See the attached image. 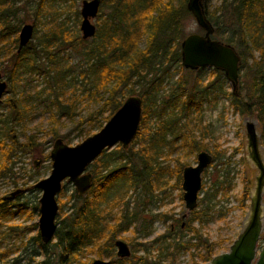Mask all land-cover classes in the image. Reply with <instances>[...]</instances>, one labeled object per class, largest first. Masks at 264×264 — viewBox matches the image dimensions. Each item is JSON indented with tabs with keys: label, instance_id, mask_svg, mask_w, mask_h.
<instances>
[{
	"label": "trees",
	"instance_id": "1",
	"mask_svg": "<svg viewBox=\"0 0 264 264\" xmlns=\"http://www.w3.org/2000/svg\"><path fill=\"white\" fill-rule=\"evenodd\" d=\"M0 1V57L6 59L9 65V70L7 67L2 70L11 82L8 87H11L15 74L22 71L42 76L47 80L53 94L62 90L67 84L63 79L64 73L61 76L60 69L55 66L43 70L38 64L42 57L46 56L48 61L52 62L57 52L68 49L80 51L79 54L82 55L77 79L82 88L80 93L84 94L81 98L87 101L86 106L93 103L96 108L81 117L80 113H77L74 91L64 108L57 106V112L58 116L65 115L73 121L77 118L74 129L84 134L85 138L90 136L93 130L99 131L126 98L138 95L142 102L139 129L130 143L131 147L139 145L136 154L142 162L141 169L136 170L133 165L128 153L132 148L126 150L129 146L123 149L121 145H116L115 149L105 150L89 166L93 168V181L88 191L83 195L76 192L68 199L72 202L68 207V214H62L63 208L59 210V215L63 217L59 216L55 243L52 246L58 254L55 255L52 251L50 253L49 246L41 243L39 235L35 238L43 251L44 261L41 264H90L92 260H84L88 254H94L99 259L115 258L112 264H149L145 257H136L137 250H141L140 246L133 247L129 259H117L113 242L121 232L129 231L137 219V214L129 211V203L125 199L129 191L141 185L145 194L155 198L157 202L162 201L157 192L165 188L162 181L165 172L176 176L174 186L180 189L182 170L189 166V162H181L182 157H177V165L173 169L160 166V158L166 160L176 151L181 153V156L193 157V160H196L199 152L208 151L212 156L209 168L218 173L217 167L223 166L225 173L217 175L211 186L202 183L203 197L198 203L204 208L192 211L188 218L186 216L176 220V225H169L167 234L155 239L152 244L157 245L156 249L160 255L165 256L173 255L178 249H199L202 250V254L198 253L201 262L209 263L214 255L215 244L209 243L203 238L199 228H193L191 225L194 222L201 225L208 219L213 205L211 203L219 190L224 185L229 186L226 170L232 156L225 157L226 150H221L216 145L214 149L209 150L203 143L208 132L207 127L200 128L197 135L190 125L193 121L195 124L201 123L205 105H213L218 96H222L234 114L257 120L260 126V144L264 147V0H223L213 13L204 9L214 28L213 34L222 36V43L235 50L240 58V66L247 67L249 72L245 87L230 92L226 90L227 80L223 73L212 68L195 70L198 77L190 89L181 75L176 81H172L174 74L183 71L180 44L184 39L182 22L190 15L186 9L188 0H100L96 17L100 16L102 7H108L110 12L102 23L95 26L96 32L91 39L83 40L78 29L70 32L72 30L63 24L58 29L59 41L56 33H44L38 37V26L34 24L32 40L19 53L16 50L20 26L11 22L16 12L5 0ZM223 10L230 11L235 22L227 32L219 33L216 27ZM40 11L43 12L41 5L37 9V15ZM74 14L77 19V10ZM141 38L144 41L142 46L139 42ZM6 39L10 42L8 47H5ZM36 39L38 43L34 45L33 40ZM53 44L55 49L51 51L49 48ZM66 70L68 73L70 68ZM203 72H208L204 74L207 77L202 76ZM75 76L71 79L72 86H76ZM52 103L57 105L54 100ZM9 106L10 115L13 114L16 124H19L22 121V106L18 101L15 104L9 103ZM86 126L89 129L84 133ZM11 136L6 133L4 137L10 145L6 144L4 139L0 140L1 176L6 174L16 151L25 147ZM57 137L59 135L54 131L52 138ZM167 145L175 147H170L168 154L163 156L162 149ZM209 168L204 170V178L213 175L208 172ZM118 187H122L120 192L117 191ZM247 200L248 190H244L242 208H245L244 203ZM115 209H119L118 214H115ZM3 211L1 208L0 218L8 215L7 211ZM153 219L162 223L171 220L167 214L153 216ZM153 219L148 222L149 225L145 222L141 225L138 233L142 237L151 233L150 225ZM185 231L191 234L186 244H182L180 240ZM11 253L12 250L1 251L0 264H16V260H9ZM191 256L194 257L193 254Z\"/></svg>",
	"mask_w": 264,
	"mask_h": 264
},
{
	"label": "rangeland",
	"instance_id": "2",
	"mask_svg": "<svg viewBox=\"0 0 264 264\" xmlns=\"http://www.w3.org/2000/svg\"><path fill=\"white\" fill-rule=\"evenodd\" d=\"M6 4L12 6L15 10V18L11 22L19 24L20 28L25 24H37L38 37H41L44 33H56L58 41V29L61 24L73 30L79 32L80 24V8L83 0H5ZM223 0H203L204 9L208 13L213 11L222 4ZM1 2V1H0ZM43 6V12L40 11L37 15V9ZM77 10L78 18L76 19L74 11ZM108 7H102L100 16L91 20V23L97 27L98 23H102L104 18L109 13ZM220 14V12L218 13ZM0 12V22H1ZM234 18L230 11L223 10L221 16H219L218 28L219 33L221 31L227 32L231 29ZM1 28V26H0ZM183 38L191 34L203 35V31L196 25L195 20L191 15L187 16L182 22ZM79 35L80 32H79ZM37 37V38H38ZM225 37V36H223ZM212 39L223 41L220 34H213ZM5 47L9 46L8 39H6ZM57 41H55L56 43ZM140 46L144 44L143 38L140 39ZM34 45H37L38 39L33 40ZM54 43V44H55ZM5 44V43H4ZM54 44L50 45L49 50L54 51ZM11 46V45H10ZM15 51V48H13ZM13 51V52H14ZM80 52V51H79ZM77 51H69L68 49L63 52H57L54 60L48 61L46 56L40 59L38 67L46 69V67H58L60 74L64 73V82L66 84L62 90H57L54 94L50 92V88L47 85V80L42 76L35 73L17 72L12 81L11 87H7L6 94L2 97L0 104V140L4 139L5 143L10 145V142L5 140V134L10 136L18 142V144L25 145L22 151H16V156L12 158V163L8 166V170L3 177H0V198L9 196V193L15 190H23V193L10 200L9 205L3 207L4 211L8 212L5 218H0V252L4 250H12L9 255L10 261H15L16 264H41L44 261L43 251L39 244L35 241L38 235V218H39V204L38 199L41 196V191L34 189L38 181L49 176L51 171V161L49 154L53 148V144L56 139H62L63 143L67 146H75L80 144L84 139V134L74 129L75 121L69 119L65 115L58 116L57 106L61 109L64 108L67 100H69L74 92V96L77 101L75 102L77 113H80L81 117L86 116L87 113L95 109V105L88 104L87 101L81 98L84 94H81V84H78V72L79 63L83 60L82 55ZM54 56V55H53ZM257 56V54L255 55ZM53 63V65L51 64ZM251 62L249 61V64ZM9 70V65L6 59L0 57V74L2 80H4L9 86V78L2 73L5 68ZM68 73L66 72L68 69ZM59 72V71H58ZM197 71H190L183 68V71L173 75L172 81H176L181 75L182 80L186 83L190 89L195 83L198 77ZM208 72H203L207 74ZM247 67L242 68L239 66V77L236 91L241 87H245L249 79ZM73 75H76V86H72L71 79ZM204 77H207L205 75ZM207 79V78H206ZM53 82V81H52ZM11 83V82H10ZM205 83V82H204ZM168 88V87H167ZM227 91H232L230 83L227 81ZM63 92V93H62ZM138 96V95H133ZM57 103L54 104L52 101ZM18 103L22 106V121L16 124L14 115H10L9 103ZM15 114V113H14ZM17 118V116H15ZM201 123L195 124L193 121L190 125L191 128L197 133L200 128L206 126L207 134L203 141L208 146L209 150L214 149V145L218 146L221 150H226L225 157L232 156L230 163L227 166V181L229 186L225 185L219 190L215 200L211 203L212 210L209 212L208 219L203 224L194 222L191 226L193 228H199L203 235V238L207 239L209 243L215 244V251L213 257L219 256L229 251V248L233 242L242 233L247 225L251 197L255 191V180L258 175V170L255 168L249 158V150L247 148L246 138V124L247 122H255L256 133L260 137V126L255 118L239 116L234 114L228 107V102L222 97L218 96V100L213 104L205 105L202 114ZM184 122V121H183ZM199 126V128L197 126ZM89 127L84 128V133L88 131ZM56 132L59 137L52 138L53 132ZM93 130V133H96ZM90 135V136H91ZM32 137V138H31ZM89 137V136H88ZM31 138V141H29ZM87 138V137H86ZM4 143V142H3ZM33 143V145H29ZM28 145V147H27ZM260 157L264 163V147L260 144ZM176 146V144H175ZM174 145H167L163 147V156L168 154ZM139 145L131 147V144L126 150L129 152V157L135 165L136 170L141 169L142 162L139 160L136 150ZM171 147V148H170ZM113 147L112 149H115ZM110 149V150H112ZM239 149L237 152H235ZM208 152V151H206ZM209 153V152H208ZM1 154V151H0ZM176 151L166 160L160 158L161 165L166 169H173L177 163L175 159L182 157L181 162H189V166H194L196 160L193 157L181 156ZM210 154V153H209ZM34 162H39L38 166L34 165ZM209 168V167H208ZM223 166H218V173L213 168H209L208 172L213 173L206 176L202 174V183L205 182L206 186H211L215 182L217 175H223L225 173ZM93 168L89 167L88 172H91ZM164 182V190L157 192L159 198L162 201H155V198H151L149 195L143 192L141 185H138L136 189L128 192L125 199L129 203V211L137 214L136 222L129 228V231L119 234V238L126 239V243L130 249L133 247L141 250H137L136 257H145L149 264H203L199 259V254H202V250L191 249L189 251L178 249L173 255H160V252L156 249L157 245L152 242L162 235L167 234L168 226L176 225V220H180L183 215H186V209L182 200L181 183L180 189L176 188V176L169 175L167 172L162 176ZM123 183V182H122ZM117 191H121L122 187H118ZM115 190V189H114ZM244 190H248V200L245 201V208L241 207V199ZM112 191V190H110ZM76 193L74 186L71 183L63 182V186L59 194L56 196L58 203V209H62V214H68V207L72 205V202L68 199ZM203 197V193H199L198 200ZM264 198V194H263ZM199 202V201H198ZM141 203H144L143 206ZM262 218L264 220V199L262 201ZM204 208V206L198 203L197 211ZM56 216L58 222L59 216ZM3 211V212H4ZM119 209H115V214H118ZM14 213L13 215H11ZM159 214H167L171 220L167 223L154 220L153 216ZM62 216V217H61ZM189 215L187 214L188 218ZM184 218V219H186ZM153 219L150 230L151 233L148 236L142 237L138 231L141 225ZM190 232L185 231L183 238L180 240L182 244H186L190 237ZM175 241V240H173ZM55 240L52 242L54 243ZM171 240L169 241V243ZM143 247V248H142ZM264 248V226L263 232L257 244V254ZM51 251L58 254V251H54L52 246L49 247ZM145 249H148L145 251ZM199 253V254H198ZM194 255V257L191 256ZM97 257L94 254L86 255L84 260H94ZM107 259L106 257H104ZM115 261V258L111 259ZM126 264H131L126 263ZM206 264H210L206 263Z\"/></svg>",
	"mask_w": 264,
	"mask_h": 264
},
{
	"label": "water",
	"instance_id": "3",
	"mask_svg": "<svg viewBox=\"0 0 264 264\" xmlns=\"http://www.w3.org/2000/svg\"><path fill=\"white\" fill-rule=\"evenodd\" d=\"M101 1L83 0L80 8L79 31L83 40L91 39L96 27L91 23L95 19ZM186 9L195 20L203 35L191 34L180 44L181 65L184 69L195 71L200 68H212L221 71L230 83L232 91L238 84L240 58L235 50L227 44L213 40L214 28L205 15L203 0H188ZM33 25H23L18 33L17 53L26 47L33 37ZM6 82L0 74V102L6 92ZM142 116V102L137 96L124 100L121 107L110 117L103 127L93 135L85 138L80 144L67 146L62 139H56L49 154L51 171L48 177L40 180L35 187L42 191L39 200V237L43 243L52 240L58 213L56 196L61 191L63 182L71 183L79 195L85 194L92 185V174L88 167L105 151L116 145L126 149L136 136ZM255 122H247L246 138L249 158L258 175L255 180V191L251 197L250 213L247 225L233 242L229 251L213 257L210 264H264V248L257 254V244L263 232L262 218L264 194V163L260 157L259 137ZM212 163V156L199 152L194 166H186L182 170V200L187 214L196 210L198 197L202 188V174ZM39 162L36 163V166ZM117 256H130L127 245L116 241ZM91 264H110L109 261L94 260Z\"/></svg>",
	"mask_w": 264,
	"mask_h": 264
},
{
	"label": "flooded vegetation",
	"instance_id": "4",
	"mask_svg": "<svg viewBox=\"0 0 264 264\" xmlns=\"http://www.w3.org/2000/svg\"><path fill=\"white\" fill-rule=\"evenodd\" d=\"M17 51V50H16ZM2 77V76H1ZM4 81V80H3ZM6 85H7V87H8V84L6 83ZM6 92H7V88H6ZM6 92L4 93V95L6 94ZM3 95V96H4ZM2 96V97H3ZM1 102H2V98H1ZM1 102H0V104H1ZM20 152H23L22 151V147H21V150H19ZM36 163L37 162H34V165L36 166ZM11 165V164H10ZM0 177H3V176H1L0 175ZM92 181H93V179H92ZM39 182V181H38ZM182 182V181H181ZM33 188L34 189H37V190H40V189H38V188H36L35 187V185H33ZM41 191V190H40ZM23 193V190H15V191H13V192H11V193H9V196H5V197H2V198H0V209L1 208H3V207H5V206H7V205H9V203H10V200H13V198L14 197H16V196H18V195H20V194H22ZM59 194V193H58ZM41 196H42V191H41ZM41 196H40V198H41ZM40 198L38 199V204H39V200H40ZM56 202H57V200H56ZM58 204V203H57ZM39 207H40V204H39ZM3 209H5V208H3ZM59 210V209H58ZM38 211H39V208H38ZM58 214V213H57ZM183 217V216H182ZM39 219V218H38ZM55 223H56V225L58 224L57 223V221H56V219H55ZM182 227H183V224H182ZM57 228H58V225H57V227H56V230H55V233H56V231H57ZM55 233H54V236H55ZM121 233H125V232H121ZM120 233V234H121ZM38 235H39V231H38ZM54 236H53V238H52V240L50 241V242H48V243H43L42 241H41V243L43 244V245H48L49 247L50 246H53L54 245V243H52L55 239H54ZM40 238V237H39ZM41 240V239H40ZM116 241H121V242H123V243H125L126 245H127V247H128V249H129V252H130V256L129 257H126V258H119L118 256H117V247L115 246V242ZM126 241V239H124V238H119V235L117 236V238L114 240V242H113V244H114V251H115V256H116V258L117 259H129L130 257H131V255H132V249H130V247H129V245L125 242ZM48 251H50V249H48ZM107 258V257H106ZM96 259H99V258H96ZM96 259H94V260H96ZM93 260V261H94ZM100 260H104V261H109L110 262V264H112L113 262L111 261V259L110 258H107V259H105L104 257L103 258H101ZM93 261H91V263L93 262ZM90 263V264H91Z\"/></svg>",
	"mask_w": 264,
	"mask_h": 264
}]
</instances>
